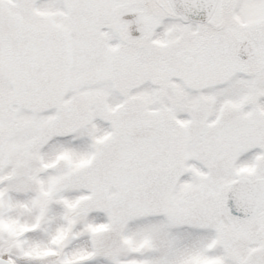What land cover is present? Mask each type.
I'll return each mask as SVG.
<instances>
[{
  "label": "snow or ice",
  "instance_id": "snow-or-ice-1",
  "mask_svg": "<svg viewBox=\"0 0 264 264\" xmlns=\"http://www.w3.org/2000/svg\"><path fill=\"white\" fill-rule=\"evenodd\" d=\"M0 264H264V0H0Z\"/></svg>",
  "mask_w": 264,
  "mask_h": 264
}]
</instances>
